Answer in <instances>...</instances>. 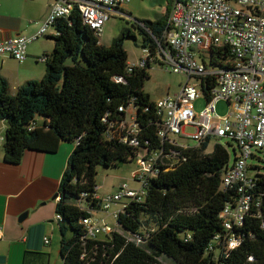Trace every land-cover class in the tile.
Instances as JSON below:
<instances>
[{
    "label": "trees",
    "instance_id": "16d2710c",
    "mask_svg": "<svg viewBox=\"0 0 264 264\" xmlns=\"http://www.w3.org/2000/svg\"><path fill=\"white\" fill-rule=\"evenodd\" d=\"M172 0H169L170 8ZM167 14L155 21L138 20L134 29L148 52L144 67L129 70L126 38L136 32L124 27L109 45L101 43L75 8L68 18L56 21L54 49L46 60L42 78L28 80L15 94L0 77V121L6 123L2 143L4 160L18 164L27 150L55 152L61 141L75 143L63 173L56 213L61 215L63 264H264V174L257 173L253 205L243 224L234 228L241 242L223 249L216 236L227 233L220 213L233 190L221 188V175L231 152L221 143L206 152L207 143L183 151L173 169L161 168L150 179L142 201H130L118 217L122 232L104 238H84L80 205L83 192L90 208L99 207L97 167H120L131 162L141 149L163 146L155 100L144 90L149 59L165 46ZM215 64L231 58L228 50L212 49ZM122 80H117L118 78ZM214 82L203 84L205 95ZM134 106L139 144L124 142L119 134L109 137L111 124L123 120L119 106ZM38 118H43L38 123ZM227 146H232L231 142ZM234 152V148L232 147ZM254 156V154H253ZM252 156V157H253ZM259 169L257 165L249 168ZM71 229L72 236L66 232ZM214 243V249L208 250ZM169 261V262H168Z\"/></svg>",
    "mask_w": 264,
    "mask_h": 264
},
{
    "label": "built area",
    "instance_id": "2783aa9c",
    "mask_svg": "<svg viewBox=\"0 0 264 264\" xmlns=\"http://www.w3.org/2000/svg\"><path fill=\"white\" fill-rule=\"evenodd\" d=\"M129 1L55 0L34 34L1 39L0 55L24 62L28 45L47 35L57 20L68 18L75 8L79 9L83 22L101 38L105 19L111 11L122 10ZM166 23V45H160L158 56L166 68L186 74L187 80L174 94L155 99L156 114L161 119L158 136L163 146L153 151L141 149L137 153L134 159L137 168L132 176L136 186L124 182L112 194L95 193L93 198L99 201L96 209L90 208L91 203L86 200L88 194H81L80 205L88 212L81 219L84 238L122 232L118 223L120 213L130 201L144 199L150 179L156 177L161 168H175L185 159L184 150L224 138L235 146L233 161L223 169L221 188L233 190L235 196L220 213L227 233L215 238L223 249L230 250L241 242L234 228L243 224L253 205L259 204L254 195L258 177L249 173L248 159L255 149L264 150V0H172ZM225 48L231 58L215 64L212 49ZM147 62L148 52L139 63H129V70L144 67ZM211 81L214 85L207 97L202 86ZM199 98H203L206 105L196 113L194 104ZM220 102L227 105L224 115L217 111ZM118 109L126 116L110 125L109 137L119 134L124 142L137 146L139 127L134 106L121 105ZM188 128L192 129L191 133L186 132ZM3 140L1 136L0 145ZM190 140L195 144H190ZM124 198L127 202L123 207L112 211L113 204ZM98 213L114 217L116 226L105 222ZM55 218L60 221L61 215L56 213ZM46 243H49L48 238ZM213 249L214 243H210L208 250Z\"/></svg>",
    "mask_w": 264,
    "mask_h": 264
},
{
    "label": "crops",
    "instance_id": "0c3cea01",
    "mask_svg": "<svg viewBox=\"0 0 264 264\" xmlns=\"http://www.w3.org/2000/svg\"><path fill=\"white\" fill-rule=\"evenodd\" d=\"M54 2L0 0V40L34 34ZM56 34L52 27L31 42L24 62L0 55V77L7 80L10 93L45 75L46 59L54 49L50 36ZM5 130L6 123L0 121V137ZM74 148L75 143L61 141L55 152L27 150L18 164L6 162L0 150V264H63L60 224L55 218L59 197L55 195ZM25 211L27 216L21 220Z\"/></svg>",
    "mask_w": 264,
    "mask_h": 264
},
{
    "label": "rangeland",
    "instance_id": "374dc122",
    "mask_svg": "<svg viewBox=\"0 0 264 264\" xmlns=\"http://www.w3.org/2000/svg\"><path fill=\"white\" fill-rule=\"evenodd\" d=\"M169 0H130L122 10H113L105 19L103 25V34L100 41L104 45H109L114 38H116L120 31L124 27H130L134 29V24L138 23V20H150L155 21L158 18L164 17L168 13ZM135 30V29H134ZM137 40L133 38H126L124 41V48L128 52V61L130 64H137L141 59L146 58L147 52L141 47V35L135 30ZM149 77L144 81V90L147 91L152 99H157L167 95L168 93L174 94L178 91L180 86L186 82L187 76L182 72H173L171 69L166 68V64L160 56H156L149 60L148 66ZM206 105V101L203 98H199L194 104V110L196 113L202 111ZM217 111L220 115L227 113V105L224 102H220L217 106ZM1 132V131H0ZM186 132L191 133L192 129L188 128ZM5 134V133H4ZM3 134V135H4ZM221 143L228 148L231 152L230 162L234 159V152L232 147L235 146L233 142L232 146H227L226 139H213L206 148V152H211L214 148V144ZM190 144H195L194 140L189 141ZM0 150L3 147L0 145ZM254 156L248 159L249 165H257L259 169L249 168L251 175L264 174V150L255 149L253 151ZM137 164L133 160L131 162L124 163L120 167H104L99 165L97 167V193L100 196L106 194H112L116 192L121 183L127 182L130 186L134 187L136 184L132 181V176L136 171ZM127 202L124 198L121 201L113 204L111 210L119 209L123 207V203ZM101 216L100 213H98ZM105 222L116 226V219L111 215L104 214ZM67 237L72 236L71 229L66 232ZM105 235L101 234L100 238H104ZM169 262V261H168Z\"/></svg>",
    "mask_w": 264,
    "mask_h": 264
},
{
    "label": "water",
    "instance_id": "95a60500",
    "mask_svg": "<svg viewBox=\"0 0 264 264\" xmlns=\"http://www.w3.org/2000/svg\"><path fill=\"white\" fill-rule=\"evenodd\" d=\"M55 197H59V192L55 195ZM27 211L23 212L20 216V219L23 220L27 216Z\"/></svg>",
    "mask_w": 264,
    "mask_h": 264
}]
</instances>
